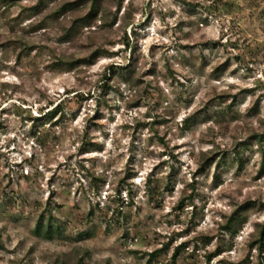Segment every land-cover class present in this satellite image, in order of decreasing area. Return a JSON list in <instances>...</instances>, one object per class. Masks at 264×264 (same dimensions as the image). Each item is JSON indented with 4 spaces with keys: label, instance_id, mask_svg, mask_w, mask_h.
<instances>
[{
    "label": "rangeland",
    "instance_id": "374dc122",
    "mask_svg": "<svg viewBox=\"0 0 264 264\" xmlns=\"http://www.w3.org/2000/svg\"><path fill=\"white\" fill-rule=\"evenodd\" d=\"M73 1L0 0V264H264L250 245L264 208L235 237L223 227L264 202L246 143L264 131V0H106L68 40L86 7L56 12ZM100 46L94 64L56 65ZM205 152L226 163L199 173ZM49 209L52 240L33 232Z\"/></svg>",
    "mask_w": 264,
    "mask_h": 264
},
{
    "label": "trees",
    "instance_id": "16d2710c",
    "mask_svg": "<svg viewBox=\"0 0 264 264\" xmlns=\"http://www.w3.org/2000/svg\"><path fill=\"white\" fill-rule=\"evenodd\" d=\"M15 1V0H12ZM106 0H74L73 2L65 3L61 6V8L56 12L58 14H63L67 12L68 10H71L69 5H74L75 8H79L80 5L85 6V12L80 16L79 18L75 19L73 24L70 26L68 29V32L66 34L67 39H71L75 37L78 33V28L81 26L88 27L91 26V24L98 20V18L101 16L103 12V5ZM44 0H39V4H42ZM122 1H118V8L121 7ZM126 45H130L129 41L126 42ZM105 51H107L103 46H100L96 48L94 51H92L88 56L85 57H78L74 58L71 60H65L58 62L56 65L59 69L64 70V71H70L73 70L74 68L78 67L79 65H91L94 64L100 57L104 56ZM108 70H110V74L107 75L105 74V79L106 81L103 87H105V90L110 86V81L113 79V77L116 75L118 67H115L114 65H108L107 66ZM125 73H128L124 77V79H130L131 78V71L129 68L125 67ZM219 69V68H217ZM124 73V74H125ZM122 74V75H124ZM257 108L254 106L252 108V113L256 112ZM58 111H62V105L58 103L53 110H49L48 114L49 116H54ZM37 120H40L41 118H36ZM185 127L188 128L190 127V124L188 123V118L185 120ZM3 128L2 123L0 122V130ZM246 143H257L260 148L261 152L263 155L262 163L260 166L259 173L264 174V131L259 132V131H253L250 136H248ZM238 161H239V166H243V158L241 153H238ZM226 163V156L224 154H219L217 153H207L205 152L202 158L200 159V166L198 168V172L201 173L205 171L206 168L211 166L212 164L216 165V168H220L223 164ZM93 176V184L94 186L98 185L97 177L95 174H92ZM216 177H219L218 174H216ZM222 182L219 180V182L216 184H221ZM191 187L195 189V183L191 184ZM123 187L122 185L118 186L117 189V194L120 197L119 200L123 201L122 199V192H123ZM129 194L131 195V189H128ZM185 196L182 197L176 206L177 209L182 210L185 204ZM131 200H133L131 198ZM132 203V202H131ZM111 207V206H110ZM257 207H262L264 208V202H258L257 200L249 199L245 203L240 204L237 209H235L230 216H228L227 221L225 224H223L224 229L228 230L233 237H235L238 232H239V227L244 223L245 215L244 213L251 210L255 209ZM48 215L46 216L45 213H42L39 215L35 228H34V234L38 237L52 240L56 236H62L63 230L60 226V224L57 221V217L53 214L52 210H48ZM121 213V211H120ZM257 233L258 237L254 238L253 240L250 241V245L255 246L257 249H259L260 254L264 253V222L259 223L257 225ZM4 246V242L1 239L0 235V249ZM184 244H181L176 247V251L174 252V257L178 255L181 249H184ZM165 248H161L158 250H155L149 254L150 257L154 258L161 252H163ZM216 252H211L208 255V258H210L212 255H215ZM76 264H84V259L80 258Z\"/></svg>",
    "mask_w": 264,
    "mask_h": 264
}]
</instances>
